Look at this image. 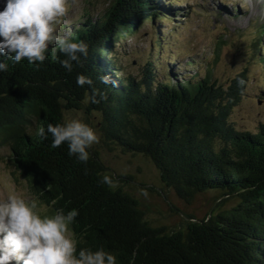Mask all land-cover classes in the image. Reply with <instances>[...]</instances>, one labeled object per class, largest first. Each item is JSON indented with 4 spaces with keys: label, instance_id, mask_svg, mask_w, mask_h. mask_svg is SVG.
<instances>
[{
    "label": "trees",
    "instance_id": "1",
    "mask_svg": "<svg viewBox=\"0 0 264 264\" xmlns=\"http://www.w3.org/2000/svg\"><path fill=\"white\" fill-rule=\"evenodd\" d=\"M164 8L159 0H111L98 17L83 14L79 23L64 26L89 45L72 72L50 57L39 68L8 61L0 72V148L8 149L12 174L47 214L79 209L71 226L78 246L103 244L118 252L119 264H264V122L251 130L230 121L246 93L245 71L222 85L209 70L173 82L151 60L137 74L120 66L116 44L144 22L166 19ZM258 60L264 69V55ZM81 72L92 86L76 84ZM92 87L107 99L85 104ZM73 110L98 116L106 145L150 159L164 188L185 204L216 193L211 213L187 215L175 230L151 225L133 196L100 182L103 174L115 178L95 151L80 162L68 155L66 143L51 148V137L35 134L39 125L62 122Z\"/></svg>",
    "mask_w": 264,
    "mask_h": 264
},
{
    "label": "rangeland",
    "instance_id": "2",
    "mask_svg": "<svg viewBox=\"0 0 264 264\" xmlns=\"http://www.w3.org/2000/svg\"><path fill=\"white\" fill-rule=\"evenodd\" d=\"M110 1L76 0L75 9L61 27L74 26L82 21L83 14L98 17ZM159 4L168 13L161 15L167 16L166 19L144 22L121 44H116L121 68L137 74L139 66L151 60L161 67L160 75L170 74L173 82L182 81L185 75L201 76L209 70L212 79L222 85L245 71L246 93L232 110L230 121L239 129L251 130L264 122V69L258 60L260 54L264 55V40L262 52L259 48V41L264 38L259 37V29L264 30V0H159ZM73 116L97 130L99 118L95 113L73 110L64 114V118ZM89 151H95L106 172L114 176L112 187L133 196L145 220L154 227L181 228L187 215L204 218L218 202L216 193L205 192L185 204L164 188L150 159L106 145L101 138ZM7 156L8 149L1 147L0 196L14 188L26 187L18 173L12 174L14 168ZM36 203L42 213L47 212V206L37 200Z\"/></svg>",
    "mask_w": 264,
    "mask_h": 264
},
{
    "label": "clouds",
    "instance_id": "3",
    "mask_svg": "<svg viewBox=\"0 0 264 264\" xmlns=\"http://www.w3.org/2000/svg\"><path fill=\"white\" fill-rule=\"evenodd\" d=\"M75 7L76 0H0V72L8 70V61L27 60L39 68L49 57L72 72L74 63L88 56L89 48L71 29L61 27ZM99 79L110 83L107 75ZM93 83L91 77L77 73L78 86ZM106 99L105 92L92 87L83 102L99 104ZM35 134L41 140L51 137V148L66 143L68 155L84 163L90 158L89 149L100 139L98 131L78 116L39 125ZM100 182L114 185L107 174L100 175ZM27 193L26 187H17L0 196V264H119L118 252L103 244L78 246L71 226L78 222L79 209L42 213Z\"/></svg>",
    "mask_w": 264,
    "mask_h": 264
},
{
    "label": "water",
    "instance_id": "4",
    "mask_svg": "<svg viewBox=\"0 0 264 264\" xmlns=\"http://www.w3.org/2000/svg\"><path fill=\"white\" fill-rule=\"evenodd\" d=\"M218 201V200H217ZM211 213V209H210V211H209V214Z\"/></svg>",
    "mask_w": 264,
    "mask_h": 264
}]
</instances>
